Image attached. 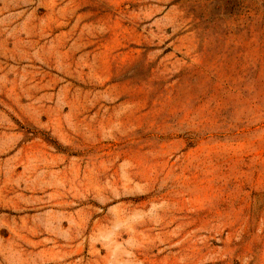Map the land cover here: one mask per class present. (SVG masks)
Listing matches in <instances>:
<instances>
[{
  "label": "rangeland",
  "instance_id": "obj_1",
  "mask_svg": "<svg viewBox=\"0 0 264 264\" xmlns=\"http://www.w3.org/2000/svg\"><path fill=\"white\" fill-rule=\"evenodd\" d=\"M0 264H264V0H0Z\"/></svg>",
  "mask_w": 264,
  "mask_h": 264
}]
</instances>
